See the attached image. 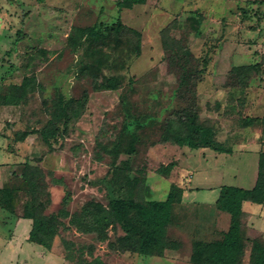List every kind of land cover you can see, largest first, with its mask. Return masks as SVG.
<instances>
[{
	"label": "rangeland",
	"instance_id": "374dc122",
	"mask_svg": "<svg viewBox=\"0 0 264 264\" xmlns=\"http://www.w3.org/2000/svg\"><path fill=\"white\" fill-rule=\"evenodd\" d=\"M117 21L126 28L119 35L106 29ZM77 27L103 34L94 68L87 43L70 44ZM132 31L140 34L137 55ZM235 66L246 69L236 74ZM25 76L42 89L19 95L12 86ZM59 97L67 118L47 143L40 130ZM246 117L264 120V0H146L129 9L118 0H0V186L20 190L15 213L0 210V264H78L79 253L105 264H190L196 241L221 237L208 217L220 186L255 183L263 125L245 126ZM189 119L230 153L162 140L168 126L184 132ZM18 131L28 132L21 142ZM170 162L168 175L157 171ZM25 164L36 168L34 192L21 176ZM116 167L136 179L138 202L164 200L171 184L183 189L165 233L176 249L162 257L122 251L118 224L93 232L75 226L92 204L106 208L119 197ZM32 195L42 216L55 217L48 252L27 240L31 222L21 212ZM243 210L241 264H250V240L264 241V203Z\"/></svg>",
	"mask_w": 264,
	"mask_h": 264
},
{
	"label": "trees",
	"instance_id": "16d2710c",
	"mask_svg": "<svg viewBox=\"0 0 264 264\" xmlns=\"http://www.w3.org/2000/svg\"><path fill=\"white\" fill-rule=\"evenodd\" d=\"M146 0H118L120 8H131L136 4H143ZM198 21V19H196ZM199 23V21H198ZM109 32L116 35L126 30L125 26L117 21L106 28ZM136 37V42L132 48L134 54L140 52V34L132 31ZM103 38V34L87 30L85 28H75V35L70 37L72 47H78L86 44V54L93 59L94 65L101 63L99 57L95 56L96 49L94 44ZM165 48H169L167 40L163 39ZM246 66H235L232 72L239 74L244 72ZM116 78L108 80L106 88H113ZM35 88L42 89V86L31 76L23 77L19 85L12 86L14 91L25 95L28 91ZM19 97V96H18ZM18 97L15 98V104ZM68 103L59 97L51 111V119L47 125L40 130L43 139L48 143V138L55 134L57 129L56 123L67 118ZM245 126L252 124L263 125L262 133L264 134V120L258 117H246L243 120ZM28 136L27 131H18L14 135L17 142L23 141ZM164 142L170 141L179 147H188L189 149L209 148L217 153H230V149L225 147L221 142L213 139V133L210 128L196 123L189 119L186 124V130L183 132L173 126H168L162 136ZM128 153L134 148L130 146ZM174 162L162 165L158 172L168 175L173 167ZM36 168L30 164L24 165L21 174L29 189L34 192L36 188L35 180ZM117 189L120 192L119 197L111 198L107 207L99 203L92 204V211L88 212L85 223L81 225L79 221L72 220L75 226L83 232L99 231L106 225L118 224L123 230L124 235L117 240L118 249L122 251L135 252L140 255L162 257L166 250L177 248L175 243L166 238V228L171 224L174 213L173 207L181 202L183 189L176 184H171L169 191L164 200H150L138 202L134 199L135 178L124 175L121 167L114 170ZM20 190L18 188L0 187V210L14 214L18 202ZM68 199V197H67ZM254 204L264 203V150L258 154V166L255 183L252 188L244 189L232 185H222L219 188V196L216 199V207L219 211L229 214V226L226 231L221 232V237L211 242L196 241L192 245L189 255L190 264H241L246 239L242 233V219L244 202ZM39 205L36 198L32 195L23 203L21 218L31 220V228L28 235V241L38 244L47 250H50L55 236V217H44L40 214ZM251 245L248 254L250 264H264V241L259 239L250 240ZM115 244L111 248L115 249ZM66 259H71V254L65 255ZM78 264H105L98 258L86 260L82 253L77 256Z\"/></svg>",
	"mask_w": 264,
	"mask_h": 264
},
{
	"label": "crops",
	"instance_id": "0c3cea01",
	"mask_svg": "<svg viewBox=\"0 0 264 264\" xmlns=\"http://www.w3.org/2000/svg\"><path fill=\"white\" fill-rule=\"evenodd\" d=\"M0 187H4L3 185L0 186ZM248 202V201H246ZM243 203L242 205V210L244 209L245 207V203ZM251 203V202H250ZM259 205V204H258ZM215 207H216V204H215ZM225 212H222V211H219L216 207L215 210H213V212L211 213V216H208L210 219H209V225L213 228V230L215 231H226L228 229V226H229V216H227L226 214H224ZM246 211L243 210V215H245ZM229 215V214H228ZM23 219V218H22ZM30 220V219H28ZM31 222V220H30ZM31 228V227H30ZM30 231V229H29ZM28 235H29V232H28ZM27 240H28V236H27ZM44 248V247H43ZM52 248V247H51ZM45 249V248H44ZM46 251L48 252L49 250L46 249Z\"/></svg>",
	"mask_w": 264,
	"mask_h": 264
}]
</instances>
